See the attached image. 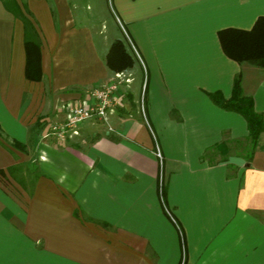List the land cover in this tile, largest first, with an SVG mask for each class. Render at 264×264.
<instances>
[{
    "label": "crops",
    "instance_id": "1",
    "mask_svg": "<svg viewBox=\"0 0 264 264\" xmlns=\"http://www.w3.org/2000/svg\"><path fill=\"white\" fill-rule=\"evenodd\" d=\"M83 1L0 0V264H264V132L237 160L248 124L212 99L241 75L264 118V69L219 39L251 30L264 0H111L98 29ZM12 2L38 35L39 82ZM117 41L134 64L108 124L47 136L62 103L116 80ZM221 143L228 156L204 159Z\"/></svg>",
    "mask_w": 264,
    "mask_h": 264
},
{
    "label": "trees",
    "instance_id": "2",
    "mask_svg": "<svg viewBox=\"0 0 264 264\" xmlns=\"http://www.w3.org/2000/svg\"><path fill=\"white\" fill-rule=\"evenodd\" d=\"M6 7L25 24V47L27 52L26 77L30 81L39 82L43 78L41 68V45L38 35L30 20L26 18L15 2L5 3ZM221 46L225 54L238 63H249L264 69V17L256 22L249 30L226 29L219 33ZM133 60L124 48L121 41L115 42L107 58V65L115 73H121L133 66ZM213 101L221 108L243 116L248 124V147L251 158L258 144L260 135L264 132V118L255 110L253 98L243 93L242 76L239 75L234 84L233 96L229 100L221 98L218 94L212 95ZM212 151L221 153L223 158L228 156L230 148L226 143L215 146L207 151L204 159L212 160Z\"/></svg>",
    "mask_w": 264,
    "mask_h": 264
},
{
    "label": "built area",
    "instance_id": "3",
    "mask_svg": "<svg viewBox=\"0 0 264 264\" xmlns=\"http://www.w3.org/2000/svg\"><path fill=\"white\" fill-rule=\"evenodd\" d=\"M123 80L127 83L131 81L130 78L125 79L122 73L117 74L115 81L89 91L81 103H68L65 108V119L51 123L47 136L58 142H67L79 135L81 125L87 121L98 120L108 124L109 114L118 105L115 95ZM158 155L161 157L160 154Z\"/></svg>",
    "mask_w": 264,
    "mask_h": 264
},
{
    "label": "rangeland",
    "instance_id": "4",
    "mask_svg": "<svg viewBox=\"0 0 264 264\" xmlns=\"http://www.w3.org/2000/svg\"><path fill=\"white\" fill-rule=\"evenodd\" d=\"M87 6L90 7L89 8V11H87ZM105 6L107 7V9L111 13L112 10H113V6H112L111 0H107L104 3L102 2V0H84L83 1V4H81V10H82V12H84V13H87V12L89 13L90 12V13L94 14V20L93 19L91 20V25L94 26L96 29H98L100 27V25H99L100 24V21L104 18L103 14H105V9H104ZM126 41L129 43L130 48H132L131 49L132 52L135 53V49H134L133 45L130 43V40L127 38ZM139 91H140V88H139ZM83 94H85V93H83ZM84 99H85V95H83V97H82L81 100H84ZM68 102L62 103L61 106L58 108L57 111L58 112L65 111V108L64 107L66 106V104ZM143 117H144V114L142 113V118ZM143 120H145V122H146V118L145 117H144ZM97 122H101V121H97ZM238 147H239V145L237 146V148L233 152V154L235 153V155L238 154V155H236L237 160L238 159H243L244 157H246L249 154V147L247 145H245V146L244 145L243 146L241 145L240 148H238Z\"/></svg>",
    "mask_w": 264,
    "mask_h": 264
}]
</instances>
